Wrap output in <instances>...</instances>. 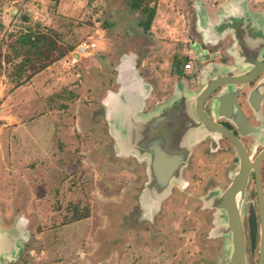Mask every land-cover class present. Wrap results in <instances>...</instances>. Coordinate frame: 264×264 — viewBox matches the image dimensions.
<instances>
[{"label": "rangeland", "instance_id": "obj_1", "mask_svg": "<svg viewBox=\"0 0 264 264\" xmlns=\"http://www.w3.org/2000/svg\"><path fill=\"white\" fill-rule=\"evenodd\" d=\"M137 1L0 0L3 26L0 29V219L9 227L15 220L24 222L19 218L23 215L28 219L24 224L31 237V241L28 238L29 242L25 243L23 257L15 264H175L192 251L188 234L192 228L197 230L199 222L192 215V202L183 188L174 189L182 194L181 202L174 204L172 195L163 209L164 217L169 215L167 207L171 212L166 222V236L181 239V242L171 245L152 238L153 242L146 234L133 238L127 231L122 232L125 236L120 240L113 227L116 225L121 230L122 219L126 220L129 212L138 209L136 197L146 181L144 163L135 158L111 160L104 132L99 126L81 128L76 117L78 112L85 115L86 110L89 117L106 126L101 100L109 89L116 88L113 66L130 48L134 52L139 50L140 39L145 35L149 43L152 39L149 34L159 41V46L146 52L150 51L147 62L153 73L151 79L160 93H167L171 85L168 72L180 76L179 72L185 70L193 76L190 70L195 65V57L189 58L190 70L184 65L189 53L187 45L194 37L183 28L187 30L191 26L195 9L177 0L179 5L182 3L178 15H183L185 24L180 26L174 21L177 16L171 7L172 0L170 5L164 3L154 8L151 3L157 0H146L150 2L148 11L137 9L140 7L134 4ZM139 1L143 4V0ZM201 1L207 4L208 0ZM222 1L216 0V3ZM17 11L20 15L12 18L11 13ZM22 15L28 18L26 22L21 21ZM147 15L150 18L146 24ZM166 24L176 28L171 43L165 41ZM26 26L42 38V47L47 45L48 39L54 40L64 51L71 44L89 47L83 53L74 46L71 54L74 52L75 56L66 53L60 60L46 61L37 55L36 46L24 36L28 33ZM47 65L50 69L41 73L42 67ZM189 74L181 75L189 78ZM66 90L74 94L73 99L59 100L57 94L63 91L66 97ZM49 98L56 111L53 115L59 113L60 102L69 114L63 115L62 121L58 116L59 119L47 114L48 120L54 122L58 137L55 136L56 146L50 150L47 160L15 153L20 164H16L14 158V163L10 162L5 156V150L9 155L7 146L2 158L1 130L18 126L20 120L38 117L49 107ZM97 109L99 113L93 115ZM71 120L73 123L69 124ZM4 122L8 125L3 126ZM65 124L71 125L69 131L76 137H68ZM31 133L36 135L37 131ZM29 162L33 168L29 167ZM69 221L73 223L68 224Z\"/></svg>", "mask_w": 264, "mask_h": 264}, {"label": "water", "instance_id": "obj_2", "mask_svg": "<svg viewBox=\"0 0 264 264\" xmlns=\"http://www.w3.org/2000/svg\"><path fill=\"white\" fill-rule=\"evenodd\" d=\"M195 9V28L203 44L214 45L230 36L231 44L225 50L235 62L230 75H221V71L215 74L213 68L219 66L212 64L210 70L208 67L201 71L200 88L191 91L180 83L166 101L146 110L152 86L136 70L134 60L122 56L114 65L116 88L109 89L101 100L113 158H135L145 164L146 181L136 197L138 209L130 220L131 225L156 226L174 189L184 187V170L190 162L193 147L202 137L206 134L212 137L216 133L229 137L226 130L204 112L205 98L226 86H239L238 91L245 90L261 76L247 92L245 103L258 114L264 100V18L249 10L247 0H226L213 19L201 4ZM194 48L199 56L208 59L206 51L199 45ZM222 95L216 97L218 107L228 110L232 95ZM194 102L199 121L195 117ZM239 114L226 113L223 117L234 124L239 134L257 133L259 129L251 125L252 129H249L248 121ZM228 139L234 144L230 137ZM240 152L241 168L231 176L230 186L223 192L219 190L201 197L197 208L200 212L212 211L213 221L205 239L228 238L224 246L228 264H246L240 208L245 199L250 159L245 151ZM27 241L28 233L22 220L4 227L0 219V264L17 263L24 255Z\"/></svg>", "mask_w": 264, "mask_h": 264}, {"label": "flooded vegetation", "instance_id": "obj_3", "mask_svg": "<svg viewBox=\"0 0 264 264\" xmlns=\"http://www.w3.org/2000/svg\"><path fill=\"white\" fill-rule=\"evenodd\" d=\"M222 41H224V46L221 43ZM229 43H231L229 36L211 46L199 42V47L201 50L206 51L208 57V59H204L205 57L200 56L198 59L200 64L196 66V70H199L200 74L194 78L183 76V80L179 77L178 82H174L173 87L175 88L176 85L183 83L189 90H197L201 86V71L208 67L210 70L212 64L219 66L213 68L215 74L221 71V75H230V68L233 67L235 62L232 57L227 56L224 52V47L228 46ZM201 58L203 60H200ZM260 77L252 82L250 86H247L245 90L238 91L239 86H226L213 92L203 101L202 106L206 115L226 130V135L231 138L236 146L229 141V137L225 138L216 133L212 137L206 134L193 147L190 162L183 173V191L188 192L187 195H189L192 202V215L198 218L199 227L197 230L190 229L191 234L186 233L190 238L192 251L188 252L187 257L177 259L175 264H228L227 252L224 251L228 238L223 236L215 240L205 239L213 221L212 211L200 212L197 208L200 206L199 199L201 197L219 190L223 192L230 186L231 176L239 172L241 168L240 156L242 153L240 151H245L246 156L250 159L248 173L246 172L245 199L240 208L244 236V256L246 264H264V100L261 102L258 114H254L245 103L247 92L253 89ZM221 94H223L222 96L232 95L228 110L218 107L216 97L221 96ZM193 109L195 117L199 121L195 102L193 103ZM226 113L230 115L240 113L239 115H243L248 121V127L251 125L252 128L259 130L254 134H239L234 124L223 117L226 116ZM251 127L249 129H252ZM245 128L247 129V126ZM131 160L129 159V161ZM144 166L142 167L145 170ZM174 196L173 203L179 204L181 202L180 198L183 197L182 194L174 191ZM129 198L132 199L131 196ZM169 208L167 207L169 215L164 217V210V215L160 219L158 218L157 224L153 228L147 225L132 227L130 220L137 211L129 212V235L135 238L141 234H148L150 241H153L152 238H154L155 242L156 240H163L171 245L178 244V241L181 242V239L167 237V233L165 234L167 218L171 217ZM19 217L25 220L26 224L28 223V219L24 218L23 215L20 214ZM127 221L123 224H128ZM192 237L193 241H191ZM29 240H31L30 236ZM180 247L181 245H179Z\"/></svg>", "mask_w": 264, "mask_h": 264}, {"label": "crops", "instance_id": "obj_4", "mask_svg": "<svg viewBox=\"0 0 264 264\" xmlns=\"http://www.w3.org/2000/svg\"><path fill=\"white\" fill-rule=\"evenodd\" d=\"M183 1L186 4V6H188V8L192 7L193 9H195L198 4H201L202 6H204L206 8V10L209 13L210 17L213 19L215 17V12L217 10H219L220 6L223 3H225L226 0H223L220 3H216V0H208L207 4H205V2H202L201 0H190L189 3H187V0H183ZM172 2H173V4L171 3V0H157L155 3L154 2L151 3V7H153V8L157 7V6L160 7V6H163L164 3L165 4L168 3L169 5L172 4L171 7L174 8L173 11H174V13L177 16V18H175V20H174L175 23H176V21H178L177 22L178 25L185 26L184 20H183L184 19L183 15H178L179 12L181 11L180 7H182V3L180 4L181 5L180 6L179 5L180 2H178L177 0H172ZM247 4H248L249 10H251L254 13L260 14L264 18V0H247ZM14 15H16V17H18L20 15L19 11H17V13L14 14ZM194 15L195 16L191 19V26L187 30H186L185 27L184 28L182 27L185 32H191L192 33L191 36L194 37V41L191 43L192 45L191 44L187 45V49H188L189 53L186 56L187 63H185V65L186 64H190L189 63L190 59L193 60V58L195 57L196 61H195V65L193 66L192 70H190L191 67L190 68H186V69L190 70L193 73V76H191V74L185 72V70L179 72L180 76H177L174 72L173 73L168 72L167 73L168 76H169L168 79H169L171 85H170L167 93L166 92L160 93V89L158 90V88L155 85L154 81L151 79V77H153V73L151 72V67L148 65L149 63L147 62V60L149 59V57H148L149 53L148 52H150V51L146 52V50H149L151 48H156L157 46H159V41L156 40V38L152 34H149L150 36H152L151 37L152 38L151 39V43L147 42L148 39H147V36L145 35L144 38L140 39L141 43L139 44V48H138V46H136V48H138L139 50L134 52V51L131 50L132 48H130L129 53H125V54L122 55V56H129L130 58H132L134 60V67L136 68V70H138L141 73V75L144 78V80L146 82L150 83L151 86H152V91L150 92V95H149L148 99L146 100V110H150V109L154 108L155 106L159 105L163 101H166L172 95L173 90H174V87H173L174 82H178L179 77L182 78V80H183V75H181L182 73L189 74L193 78L196 75L200 74V71L196 70V66L198 64H200V63H198V61H199L198 59L200 57L199 56L200 54L196 53L195 48H194V45H199V42L202 43L201 39H200V37H199V35L197 33V30L195 28V25H196V9H195ZM27 20H28V18L27 19H21L22 22H24V21L26 22ZM1 21L2 20H0V23L2 24ZM182 24H184V25H182ZM137 27H140V24ZM165 28H166L165 34L167 36V39L165 41H166V43L167 42L171 43L170 40L176 35V28L175 27H171L169 24H166ZM25 30L28 31V33L24 34V36H28L29 34H31L33 36L38 35V34H36V32H33L34 30H32V28H30V26H26ZM33 36L31 38H34ZM191 36H189V37H191ZM229 38H230V36H229ZM230 41H231V39H230ZM184 42H186V40H184ZM221 43L224 46V41H222ZM230 44L231 43H229V45ZM81 45L82 44H75L76 50ZM205 45H207V44H205ZM228 46L224 47L225 50H226V48ZM86 50L87 49H84L83 53L86 52ZM225 50H224V52H225ZM71 53H72V51H69L67 54L75 56L74 52H73V54H71ZM185 65H184V67H185ZM49 67H50L49 65L45 66L44 68H42V70L40 72L41 73L42 72L46 73L48 71V69H50ZM113 69H114V66H113ZM13 91H14V89H13ZM154 99H156L155 102H153ZM48 100L49 101H47V104H48V102H50L49 107H46L47 110H48V113L46 112L47 110H45V108H44V110L42 111L43 113L41 115H39L38 117L34 118V116H33L32 119L29 118V119H26V120H23V121L20 120V121H18V123H19L18 126H12L10 128L6 127L5 129L1 130V138L3 139V143H1V147L3 146L2 147L3 148L2 156H1L2 158H4L3 154H4V150L6 149V146H7L9 148V155H7V151L5 150V156H8L10 162H13V158H14V162H16V164H20V163H18L19 161L17 159L19 156L15 155V153H19V154H22V155H28V157H30V156H39V157H42L43 159L47 160V157L50 156L49 154H51L50 150H52L54 145H55V136L58 139V137H57V129L55 128V125H53L54 122L52 120H48L47 114L51 113L53 115V113L55 111L53 109V107H54L53 104H52L53 101H50L52 99L49 98ZM60 103H61L60 104V108L61 109L57 110V111H60V112L57 115H53V116L54 117H57V116L60 117V120L62 121L63 120L62 118L64 117L63 115H68L69 113H68V109H64L65 111L62 112L64 103L63 102H60ZM150 103H151V105H150L151 107H149ZM83 109H85V108L83 107ZM101 109H102V106H101ZM95 112L99 113V109L94 110L92 112V114L94 115ZM60 113H63V114L60 115ZM86 115H87L86 114V110H85V115H82L80 112H78V114L76 115V117L78 119L79 126L81 128L84 125L87 126V127L91 126V127H95V128H97V126H99V128L104 132V135L108 138V145L107 144L106 145H107V149L111 151L110 152L111 154H110L109 158L111 160H113V161H116L117 159L113 158V152L111 150L112 141H111L110 137L107 134L106 126L105 125L103 126V124L101 122L100 123L96 122L94 120L93 116L90 115V117H89V115H87V117H86ZM75 118L74 119L72 118V120H75ZM88 118H90V119L88 120ZM72 120H71V122H69V124L73 123ZM90 122L92 123L91 125H90ZM30 123H32V124H30ZM6 125H8V122H4L3 123V126H6ZM29 126H31V127L29 128ZM35 126H36V130H34ZM65 127L67 128L66 131H67L68 137L69 136L71 137V135H73L74 137L77 136L76 134L72 133L73 131H71V132L69 131L71 125H68V126L66 125ZM34 131H37L36 135H34L35 133L34 134L31 133V132H34ZM59 139H60V137H59ZM8 144H9V146H8ZM32 148H34L35 150H31ZM19 160H22V159H19ZM31 165H32V162H29V167L33 168V166H31ZM73 221H75V220H73ZM73 221H71V222L69 221L68 224H72ZM125 221H127V223H128V224L125 223L127 226L123 224V222H125ZM121 222H122L121 228L123 227L121 230H119L116 225H114L113 229H114V232L117 233L116 235L118 237H120V240H123L124 236H125L124 233L126 231L129 232V217L126 220L122 219ZM63 225H61V226H63ZM4 227H6V226H4ZM9 227H11V226H9ZM26 230H27V233H28V229H26ZM122 230H125V231H122ZM122 232H124V233H122ZM146 236L148 237V234H146ZM28 238H29V236H28ZM29 241H31V240H29ZM117 241H116V243H117Z\"/></svg>", "mask_w": 264, "mask_h": 264}, {"label": "trees", "instance_id": "obj_5", "mask_svg": "<svg viewBox=\"0 0 264 264\" xmlns=\"http://www.w3.org/2000/svg\"><path fill=\"white\" fill-rule=\"evenodd\" d=\"M150 2L152 1V0H149ZM149 1H146V0H143V4L138 0L137 2H134V4H135V6L136 7H138V5H140V7L139 8H137V9H140L141 8V10H149V9H147V8H150V7H148V6H150L149 5ZM146 12V11H145ZM11 16H12V18H16V15H14V14H12L11 13ZM147 18L145 19V22H146V24H147V20L150 18L148 15L146 16ZM20 19H27L25 16H21L20 17ZM152 21V20H151ZM151 23V22H150ZM3 26H2V24L0 23V29L2 28ZM33 35H31V34H29L28 36H26L27 38H28V42H32L31 43V45H35L36 46V48H34V50L36 51V53H37V55L38 56H41L43 59H45L46 61H51V62H53V61H56V60H60V59H62L65 55H66V53H68V50L69 51H72L73 50V47L75 46V45H73V44H71V45H69V47H68V50L67 51H64L63 49H61V47H59V45H57L56 44V42L54 41V40H50V39H48V41H47V45H43V47L41 46L42 44H40V40L42 39L39 35H36V36H33L34 38H31ZM47 50H50V52H47ZM45 66H43L42 68H44ZM67 92H68V94H67V96L65 97L64 96V92L62 91V92H60V93H58L57 95V97H58V99L59 100H63L64 98H65V100H72L73 99V96H74V94L71 92V91H69V90H66ZM61 104V103H60ZM64 105V104H63ZM60 107V106H59ZM63 109H66L65 108V105L63 106ZM102 110V109H101ZM60 112V111H59ZM63 113H60V115H62ZM95 114H96V112H95ZM105 125V124H104Z\"/></svg>", "mask_w": 264, "mask_h": 264}, {"label": "built area", "instance_id": "obj_6", "mask_svg": "<svg viewBox=\"0 0 264 264\" xmlns=\"http://www.w3.org/2000/svg\"><path fill=\"white\" fill-rule=\"evenodd\" d=\"M89 46L88 45H86V44H82L81 46H79V48H78V50L80 49V51L82 50H84V49H87ZM90 47H93V45H91ZM191 67V65L190 64H186L185 65V68H190Z\"/></svg>", "mask_w": 264, "mask_h": 264}]
</instances>
